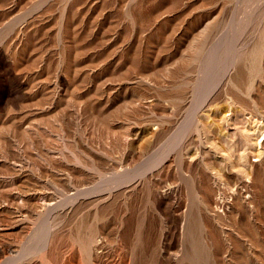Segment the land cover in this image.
<instances>
[{
  "label": "rangeland",
  "instance_id": "1",
  "mask_svg": "<svg viewBox=\"0 0 264 264\" xmlns=\"http://www.w3.org/2000/svg\"><path fill=\"white\" fill-rule=\"evenodd\" d=\"M31 1L0 21L51 11L0 74V264H264V0Z\"/></svg>",
  "mask_w": 264,
  "mask_h": 264
},
{
  "label": "bare ground",
  "instance_id": "2",
  "mask_svg": "<svg viewBox=\"0 0 264 264\" xmlns=\"http://www.w3.org/2000/svg\"><path fill=\"white\" fill-rule=\"evenodd\" d=\"M30 0H0V21L3 20V18L5 19V15L8 13H11L13 11H15L20 5L22 6L23 3H26ZM33 1V0H32ZM31 1V2H32ZM35 1V0H34ZM32 2L36 3V2ZM37 1V0H36ZM41 1V0H40ZM40 1H38V3H40ZM43 1V0H42ZM48 1V0H47ZM54 1V0H53ZM50 2V0H49ZM37 3V5H38ZM42 3V2H41ZM40 3L39 7L40 9L37 10V12L35 14H30V16H28L29 18H26L25 20H23L24 14L23 15V21H21V23L17 26V28L15 29L14 35H12L13 40L12 42H7L8 44H6L5 42H1L0 44V74L2 71V67L3 64L5 62L6 59L9 58L10 62L13 64V62L16 60V64H22L25 62L26 59L29 58L28 55V48H32L33 46H35V40L33 37L27 39L26 38V33L27 31H29V29L34 28L32 32H35V29L37 30V28L33 27V25L37 27V25L40 26V29H43L45 27V22H46V15L49 12V8H44L43 5ZM76 1L75 0H66V2H64L61 5V9L60 13H59V26L61 27L63 24L66 25V27L68 26V20L70 17V13H71V9L75 6ZM45 4V1L44 3ZM49 4V3H47ZM52 4V3H51ZM28 5V4H26ZM42 5V6H41ZM59 5V7H60ZM25 6V4H24ZM32 6L30 3L27 6L28 8ZM35 6V5H34ZM20 8V7H19ZM27 8V9H28ZM37 8V6H36ZM51 8V6H50ZM21 10V9H20ZM26 10V9H25ZM24 10V11H25ZM27 12V10H26ZM51 12V11H50ZM49 12V14H50ZM22 13V12H21ZM19 13V14H21ZM128 13V12H127ZM27 14V13H26ZM46 14V15H45ZM129 15V14H128ZM8 18V17H7ZM17 18V17H16ZM12 23V22H11ZM37 23V24H35ZM47 24V23H46ZM62 24V25H61ZM8 25V24H7ZM5 26V25H4ZM10 26V25H9ZM14 26V25H13ZM16 26V25H15ZM59 27V28H60ZM65 27V26H64ZM65 27V29H66ZM9 28V27H7ZM13 28V27H12ZM58 28V27H57ZM207 28V27H206ZM212 28V27H211ZM39 29V30H40ZM62 29V28H61ZM60 29V30H61ZM64 29V28H63ZM38 30V31H39ZM59 30V31H60ZM1 31V30H0ZM63 31V30H62ZM4 32V31H3ZM42 32V30H41ZM45 32V30H44ZM58 32V31H57ZM2 33V32H1ZM0 33V34H1ZM8 33V31H7ZM30 33V32H29ZM65 33V32H62ZM61 33V34H62ZM201 33V32H200ZM210 33V32H209ZM6 34V33H5ZM12 34V33H10ZM38 34V33H37ZM43 34V33H42ZM205 34V33H204ZM207 34V33H206ZM9 35V34H8ZM35 35V34H34ZM33 35V36H34ZM6 36V35H5ZM10 36V35H9ZM30 36V34H29ZM59 36V35H58ZM62 36V35H60ZM65 36V35H64ZM207 36V35H206ZM36 37V36H35ZM9 38V37H8ZM58 38V37H57ZM65 38V37H64ZM64 38L61 37L59 38L60 40H58L60 42L59 45V49H58V58H57V70L56 72V79L55 82L52 84L51 80H48V59L47 56H49V52L48 51H44L42 54H40L39 56H37V58L35 60H33L31 63H29L27 66L28 68L25 70L24 73V78L26 80V92H27V99L32 101L30 102L31 106H36L38 109V111H40V114H46L50 112V104L51 102L49 101H58V99H60V97H62L65 93V84H64V80H65V45L64 44ZM203 38V37H202ZM205 38V37H204ZM208 38V37H206ZM4 39V38H3ZM2 39V40H3ZM7 39V37L5 38ZM46 39V38H45ZM197 39V38H196ZM205 40V39H204ZM5 41V40H4ZM9 41V39H8ZM38 41V40H37ZM46 41V40H44ZM43 41V42H44ZM199 41V40H198ZM47 42V41H46ZM206 42V41H205ZM204 42V43H205ZM47 45V44H46ZM191 45V44H190ZM195 45V44H194ZM197 45V44H196ZM65 48V49H64ZM202 48V46H201ZM200 49V48H199ZM256 52V51H255ZM55 53V52H54ZM21 55V56H20ZM57 55V54H56ZM67 57V56H66ZM240 57V56H239ZM247 57V56H246ZM245 57V58H246ZM233 58V57H232ZM237 59V58H236ZM243 59V58H242ZM249 59V58H248ZM246 60V59H245ZM254 60V59H253ZM238 61V60H237ZM240 61V59H239ZM234 62V61H233ZM246 62V61H245ZM14 63V64H15ZM241 63V62H240ZM245 64V63H244ZM230 65H232L230 63ZM25 66V67H27ZM50 66V64H49ZM24 68V67H23ZM225 68V67H224ZM244 68V67H243ZM245 69V68H244ZM240 70V69H239ZM236 72V71H235ZM226 74V73H225ZM236 74V73H235ZM223 75V74H222ZM224 76V75H223ZM238 76V75H237ZM241 76V75H240ZM54 79V78H53ZM228 79V78H227ZM240 79V78H239ZM229 80V79H228ZM242 80V79H241ZM239 81V80H238ZM214 93V92H213ZM109 94V93H108ZM234 94V93H233ZM219 96V95H218ZM64 97V96H63ZM210 97V96H209ZM238 97V96H237ZM215 98V97H214ZM213 98V99H214ZM234 98V97H233ZM62 99V98H61ZM239 99V98H238ZM212 100V99H211ZM257 103V102H256ZM205 104V103H204ZM251 111V110H250ZM22 126L21 123H18L17 127L20 128ZM25 127V126H24ZM28 127V126H27ZM22 128V127H21ZM24 129V128H23ZM26 131L27 128L25 127ZM25 131V132H26ZM28 133V132H27ZM21 134V132H20ZM26 134V133H25ZM22 140V139H21ZM24 141V140H23ZM20 175V174H19ZM68 187V186H67ZM70 187V186H69ZM38 189V188H37ZM36 190V189H35ZM65 190V189H64ZM23 191V190H22ZM39 191V190H38ZM77 191V190H76ZM70 192V193H74ZM28 193V191H25V195ZM29 194V193H28ZM62 194V193H61ZM31 195V194H30ZM64 196V195H63ZM67 196V195H66ZM21 200V199H20ZM25 201V200H24ZM23 202V201H22ZM58 202V201H57ZM56 202V203H57ZM39 203V202H38ZM41 205V204H40ZM39 205V206H40ZM48 206V208H50V206L52 207L53 203H48L46 204ZM38 210V209H37ZM51 235V234H50ZM89 244V243H88ZM91 248V247H90ZM95 250V249H94ZM89 254V253H88ZM90 255V254H89Z\"/></svg>",
  "mask_w": 264,
  "mask_h": 264
}]
</instances>
